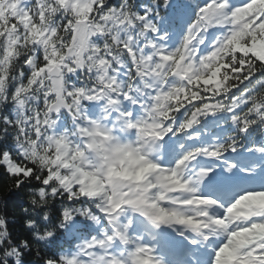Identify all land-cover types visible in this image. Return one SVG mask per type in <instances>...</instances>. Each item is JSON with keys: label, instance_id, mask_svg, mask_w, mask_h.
I'll use <instances>...</instances> for the list:
<instances>
[{"label": "snow or ice", "instance_id": "snow-or-ice-1", "mask_svg": "<svg viewBox=\"0 0 264 264\" xmlns=\"http://www.w3.org/2000/svg\"><path fill=\"white\" fill-rule=\"evenodd\" d=\"M0 264H264V0H0Z\"/></svg>", "mask_w": 264, "mask_h": 264}]
</instances>
